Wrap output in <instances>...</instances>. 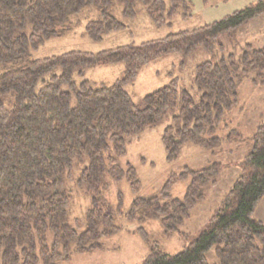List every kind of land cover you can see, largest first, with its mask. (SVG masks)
<instances>
[{"label": "trees", "instance_id": "16d2710c", "mask_svg": "<svg viewBox=\"0 0 264 264\" xmlns=\"http://www.w3.org/2000/svg\"><path fill=\"white\" fill-rule=\"evenodd\" d=\"M140 8L157 26L193 12L187 0H0V264H61L75 253L103 249L104 239L121 229L105 195L108 177L126 178L135 194L120 213L140 225L138 233L149 248L143 264H209L207 253L213 248L219 264H264V222L256 217L264 198V121L250 137L233 129L220 133L238 103L237 80L254 73L253 81L264 82V47L248 44L239 58L217 54L223 47L220 36H232L263 15L264 0L162 38L98 52L72 50L41 58L32 53L71 32L81 13H93L86 32L101 41L126 29L124 19L136 18ZM200 47L211 58L195 68L199 97L174 78L147 94L138 107L126 86L142 67L169 54H180L184 65ZM116 63L125 70L112 84L95 85L84 78L88 69ZM170 113L162 136L168 160H176L186 143L214 155L225 142L249 145L237 162L232 187L206 227L175 254L164 251L144 225L158 220L166 232L187 237L181 226L205 199L207 186L218 183L224 164L213 160L171 172L160 194L140 195L135 168L117 162L127 152L128 136L141 134ZM76 167L78 186L91 198L84 229L70 217L69 184ZM183 180H189L184 197H174L172 188Z\"/></svg>", "mask_w": 264, "mask_h": 264}, {"label": "rangeland", "instance_id": "374dc122", "mask_svg": "<svg viewBox=\"0 0 264 264\" xmlns=\"http://www.w3.org/2000/svg\"><path fill=\"white\" fill-rule=\"evenodd\" d=\"M187 1L192 4L193 8L192 15L187 19L176 17L171 23L157 26L149 18L145 9L140 8L142 12L136 18L124 19L127 24L126 29L109 33L101 41L92 40L86 32V25L93 18V13H81L74 17L71 32L64 37L45 41L32 53L34 57L41 58L72 50L98 52L119 45L162 38L180 29H193L219 21L258 0H210L208 3L204 0ZM116 13L119 15L118 9ZM120 16H122L121 7ZM232 36L227 34L220 36L223 47L218 49L219 57L234 54L239 58L248 44L255 48L264 47V14L238 28ZM210 58L211 55L202 47L195 49L185 60L184 65L181 64L183 58L180 54H169L142 67L137 78L126 86V90L138 107L142 108L143 98L147 94L177 78L180 86L191 89L192 93L199 97L201 92L193 85L195 68L198 63ZM124 70L123 63L99 65L88 69L84 78L89 79L95 85L112 84L123 77ZM255 76L254 73H248L244 78L237 80L238 103L221 125L224 127L220 131V133L224 132L223 135L233 129L250 137L256 125L264 121V82L262 80L253 81ZM75 103L76 100L73 98V104ZM171 114L141 134L128 136L127 152L118 157L117 162L124 169H127L128 165L135 168L141 181L140 195L160 194L171 172L179 173L185 167L200 168L213 160L224 164L218 183L207 186L205 199L196 206L192 215L181 226L180 231L186 233L187 237L178 232H166L158 220H151L144 225L152 239L159 242L164 251L175 254L182 251L190 241L196 239L206 227L214 209L232 187L239 173L237 162L247 153L249 145L241 141L225 142L220 151L214 155L198 145L186 143L176 160H168L162 136L165 126L171 121ZM79 172L80 169L76 167L69 184L72 195L70 217L74 224H80L84 229L91 198L85 190L78 186ZM107 181L109 189L105 195L116 211L115 216L117 224L121 227L120 231L104 239L103 249L75 253L61 264H143L148 257L149 248L138 233L140 225L128 221L120 213L126 211L135 198L129 182L126 178L117 180L111 177H108ZM188 182L189 180L178 181L172 188V195L183 198ZM120 195H122V200ZM207 257L209 264H219L214 248L207 253Z\"/></svg>", "mask_w": 264, "mask_h": 264}, {"label": "crops", "instance_id": "0c3cea01", "mask_svg": "<svg viewBox=\"0 0 264 264\" xmlns=\"http://www.w3.org/2000/svg\"><path fill=\"white\" fill-rule=\"evenodd\" d=\"M256 215H257L258 219H260L261 221L264 222V198L256 210Z\"/></svg>", "mask_w": 264, "mask_h": 264}]
</instances>
